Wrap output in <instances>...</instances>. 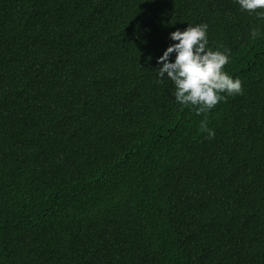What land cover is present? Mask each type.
I'll list each match as a JSON object with an SVG mask.
<instances>
[{
	"label": "trees",
	"instance_id": "16d2710c",
	"mask_svg": "<svg viewBox=\"0 0 264 264\" xmlns=\"http://www.w3.org/2000/svg\"><path fill=\"white\" fill-rule=\"evenodd\" d=\"M261 11L0 0V264H264ZM203 24L242 92L197 115L156 70Z\"/></svg>",
	"mask_w": 264,
	"mask_h": 264
},
{
	"label": "clouds",
	"instance_id": "9594fccd",
	"mask_svg": "<svg viewBox=\"0 0 264 264\" xmlns=\"http://www.w3.org/2000/svg\"><path fill=\"white\" fill-rule=\"evenodd\" d=\"M242 10L256 12L264 10V0H237ZM264 17V11L260 12ZM259 35L253 29L251 36ZM173 41H178L167 48L157 60L162 65L156 71L160 78L167 76L175 86V99L181 105H191L196 114H206L228 96L241 94L242 83L233 79L223 71L229 62L226 53L212 51L207 48V25L189 26L183 32L177 30L170 34ZM175 53L174 62H170L171 54ZM200 131L207 132L208 138L214 137V132L207 126V116L200 123Z\"/></svg>",
	"mask_w": 264,
	"mask_h": 264
}]
</instances>
